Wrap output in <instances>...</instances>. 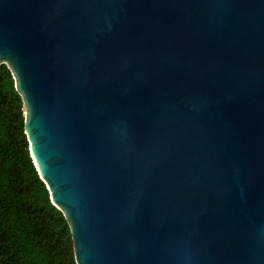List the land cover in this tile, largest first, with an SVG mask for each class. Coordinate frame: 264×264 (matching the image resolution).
<instances>
[{"label":"water","instance_id":"obj_1","mask_svg":"<svg viewBox=\"0 0 264 264\" xmlns=\"http://www.w3.org/2000/svg\"><path fill=\"white\" fill-rule=\"evenodd\" d=\"M76 264H264V0H0V65Z\"/></svg>","mask_w":264,"mask_h":264},{"label":"trees","instance_id":"obj_2","mask_svg":"<svg viewBox=\"0 0 264 264\" xmlns=\"http://www.w3.org/2000/svg\"><path fill=\"white\" fill-rule=\"evenodd\" d=\"M23 101L0 65V264H76L69 224L29 153Z\"/></svg>","mask_w":264,"mask_h":264}]
</instances>
